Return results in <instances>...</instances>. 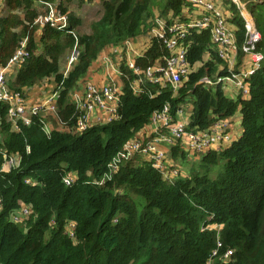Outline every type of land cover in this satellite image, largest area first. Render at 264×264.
Here are the masks:
<instances>
[{
	"label": "trees",
	"instance_id": "1",
	"mask_svg": "<svg viewBox=\"0 0 264 264\" xmlns=\"http://www.w3.org/2000/svg\"><path fill=\"white\" fill-rule=\"evenodd\" d=\"M240 1L260 34L257 49L263 56L248 79L246 99H231L218 88L197 84L217 71L220 61L211 53L212 61L190 73L174 98L169 88L153 97L136 96L123 80L120 119L80 135L57 130L46 135L37 118L14 132L0 105V264H205L217 242L221 247L213 264H264V0ZM72 2L82 0H2L5 15L0 17V66L25 38L30 52L9 79V88L19 92L54 76L63 86L57 119L69 127L77 116L70 92L100 53L149 30L155 16L177 14L181 7V0H100V17L89 33L80 34L82 20L70 10ZM37 3L55 4L68 16V29L45 26L38 35L32 26ZM155 6L161 8L158 14ZM230 10L229 23L241 44L243 22L233 5ZM187 40L193 65L209 49V34L191 32ZM74 48L76 62L63 77L65 59ZM163 55L164 48L152 40L136 64L143 69ZM151 91L155 94V87ZM187 97L192 99L189 129L204 130L239 110V138L197 161L171 147L170 159L186 172L173 180L138 158L110 181L96 184L110 159L146 127L153 112L167 102L176 109ZM4 155H17L20 166L5 170ZM188 162L196 165L187 167ZM218 163H223L221 171L210 178ZM69 174L75 180L65 186L62 181ZM22 207L31 213L15 224L10 216ZM68 224H73L72 238L66 234ZM227 250L232 256L222 262Z\"/></svg>",
	"mask_w": 264,
	"mask_h": 264
},
{
	"label": "built area",
	"instance_id": "2",
	"mask_svg": "<svg viewBox=\"0 0 264 264\" xmlns=\"http://www.w3.org/2000/svg\"><path fill=\"white\" fill-rule=\"evenodd\" d=\"M39 4L42 11L34 20L33 27L39 30L45 26L57 31L68 29V16L60 13L55 4ZM231 5L235 7L243 22L244 35L241 44L237 42L235 28L229 23L232 17ZM191 32L196 34L207 32L210 45L201 61L193 65L188 60L191 42L187 38ZM71 34L76 41V34L74 32ZM140 40L136 36L111 47V56L96 58L97 65L110 69L113 76H107L101 83L86 78L80 88L78 83L70 92V102L75 107L77 116L74 125L69 127L57 119L56 105L63 86L55 83L54 76L42 79L39 84L46 88L49 86L48 81H53L56 84L55 89L52 88L47 93L43 89V94L33 102L23 96L27 88H23L22 92H15L9 88L10 72L14 70L17 72L30 57V52L26 49L27 38L23 39L6 65L0 66V105L6 108V121L10 123L11 129L18 132L20 125L29 126L32 120L37 118L43 132L49 135L53 131L52 123L48 120V117H51L58 123L62 132L80 135L89 128L118 121L123 80L129 83L131 92L136 96L153 97L162 89L169 88L174 98L187 82L189 74L199 68L195 65L202 67L204 63L211 62L212 54L220 61L217 71L212 76H203L197 84L213 91L218 88L231 99L238 97L246 99L249 90L248 79L259 69L263 60L257 49L260 34L254 27L245 4L240 0H181L179 13L173 14L170 11L165 18L155 16L150 31L142 41ZM152 40H156L164 48L166 55L159 57L154 64L146 68H139L136 61L143 56ZM70 54V58H67V68H63V77L67 76L76 62L78 56L76 48ZM241 55L248 57L247 65H242ZM121 67H124L126 72ZM153 87L155 94L151 91ZM191 110L192 107L188 110L183 104L173 109L171 103L167 102L160 110L153 112L146 127L127 140L110 159L105 174L96 184L102 185L110 181L124 164L138 158L150 163L164 179L173 180L184 176L183 171L178 165L168 163L169 152L167 154L161 145L168 146L169 150L177 146L189 159L198 160L197 158L209 152L223 151L234 142L227 119L217 120L204 130L189 129ZM4 160L5 170L17 169L20 166V158L17 155H4ZM74 180L75 175L69 174L62 182L65 186H70ZM30 213L28 207H22L11 214L10 218L12 222L18 224L27 220ZM66 234L73 237V224L67 225ZM220 247L221 244L217 242L205 264H213L215 259L219 258ZM231 256L232 251L227 250L223 253L221 261L227 262Z\"/></svg>",
	"mask_w": 264,
	"mask_h": 264
},
{
	"label": "rangeland",
	"instance_id": "3",
	"mask_svg": "<svg viewBox=\"0 0 264 264\" xmlns=\"http://www.w3.org/2000/svg\"><path fill=\"white\" fill-rule=\"evenodd\" d=\"M160 9L161 8L159 6H155L153 9L154 14H158V11ZM70 10L78 18H80L82 20V27L80 29V34H87V33H89L90 24L93 23L94 21H96L100 17V14H101L100 0H82V3L81 2H72L70 4ZM41 11H42V7L38 10V12L40 13ZM0 14L4 15L2 10L0 11ZM147 24L149 25L150 22ZM151 25H152V22H151ZM149 31H150V28H149V30H146V31L143 30L141 34L137 35V38L141 39L140 41H142L143 38L145 37V35ZM70 56H71V54H69L67 56V58L69 59ZM67 58L65 59L64 66L62 67V72H63V68H67V63H68ZM199 68H201V67H199ZM55 83H56V80H55ZM55 83L53 81H50V82L48 81L49 86L46 88H43L41 84H39L33 88H31L32 86L27 87V89L25 90V94L23 92V96L26 98L28 96H33V97H36L38 99L43 94V89H45V93H47V91L51 90L52 88L55 89L56 84H57V83L56 84ZM19 92H22V90H20ZM227 97H229V96H227ZM183 105L186 109L189 110L192 107V100L189 97H187L186 101L183 103ZM0 141H1V137H0ZM197 159L199 160L200 158H197ZM192 165H196V163H191V162L187 163V167H191ZM222 165H223V163H218L215 167H213V169L211 170V172L209 174V177L210 178L216 177V175L219 173V171H221ZM183 169H184V167H183ZM185 170H186V168H185ZM185 174H186V172H185Z\"/></svg>",
	"mask_w": 264,
	"mask_h": 264
},
{
	"label": "crops",
	"instance_id": "4",
	"mask_svg": "<svg viewBox=\"0 0 264 264\" xmlns=\"http://www.w3.org/2000/svg\"><path fill=\"white\" fill-rule=\"evenodd\" d=\"M35 7H36L37 10H39L41 8V5L39 3H37L35 5ZM1 10L3 11V13L5 15V11H4V6H3V3H2V0H0V11ZM1 16H3V15L0 14V17ZM227 17H231V16L227 15ZM36 32L39 35L41 33V30L36 29ZM106 55L111 56V47L106 48L103 52L100 53V55L98 57L106 56ZM95 61L91 64L90 68L88 69L85 78L80 80L79 85H78L79 88L81 87V84L85 81L86 78L92 79L95 83H101L103 80H105L107 78V76H113V73L111 72L110 69H107V68H105L102 65H97V63ZM240 61L242 62V65H244V64L247 65L248 64V57L247 56L244 57V56L241 55ZM195 66L196 67H200V65H195ZM15 74H16V70H14L13 72H10L9 79H13ZM37 85H39V83ZM37 85H33L31 88H33V87H35ZM27 99L29 101H31V102L37 100V98L33 97V96H28ZM48 120L52 123V130H60L58 123L55 120H53V118L48 117ZM227 120L229 122V131L233 135V141H235L236 139L239 138V136L241 135V132H242L241 116H240L239 110L232 117L228 118ZM161 147L168 154L169 147L166 146V145H161ZM167 159H168V163L169 164L175 165V163L170 159L169 154L167 155ZM194 161H197V160H194Z\"/></svg>",
	"mask_w": 264,
	"mask_h": 264
}]
</instances>
